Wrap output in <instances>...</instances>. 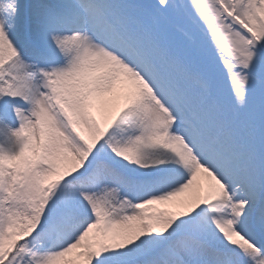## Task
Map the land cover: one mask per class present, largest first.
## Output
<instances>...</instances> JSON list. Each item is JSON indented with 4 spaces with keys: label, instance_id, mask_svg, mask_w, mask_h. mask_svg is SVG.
Instances as JSON below:
<instances>
[{
    "label": "snow or ice",
    "instance_id": "snow-or-ice-1",
    "mask_svg": "<svg viewBox=\"0 0 264 264\" xmlns=\"http://www.w3.org/2000/svg\"><path fill=\"white\" fill-rule=\"evenodd\" d=\"M0 264H264V0H0Z\"/></svg>",
    "mask_w": 264,
    "mask_h": 264
},
{
    "label": "rangeland",
    "instance_id": "rangeland-1",
    "mask_svg": "<svg viewBox=\"0 0 264 264\" xmlns=\"http://www.w3.org/2000/svg\"><path fill=\"white\" fill-rule=\"evenodd\" d=\"M31 1L33 0H21L22 3H30ZM157 207L163 208V207H167V205H157Z\"/></svg>",
    "mask_w": 264,
    "mask_h": 264
},
{
    "label": "bare ground",
    "instance_id": "bare-ground-1",
    "mask_svg": "<svg viewBox=\"0 0 264 264\" xmlns=\"http://www.w3.org/2000/svg\"><path fill=\"white\" fill-rule=\"evenodd\" d=\"M39 1V0H38ZM179 199V198H178Z\"/></svg>",
    "mask_w": 264,
    "mask_h": 264
}]
</instances>
